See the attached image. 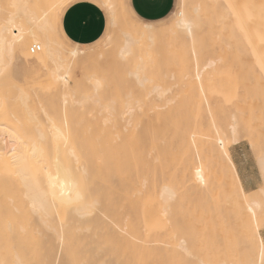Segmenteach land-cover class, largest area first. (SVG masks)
<instances>
[{"label":"bare ground","instance_id":"obj_1","mask_svg":"<svg viewBox=\"0 0 264 264\" xmlns=\"http://www.w3.org/2000/svg\"><path fill=\"white\" fill-rule=\"evenodd\" d=\"M54 1L55 3L39 16L29 7L27 9L16 8L15 11H9L3 15L0 5V28L5 25L6 21L14 20V25L8 27V43L6 44L0 38V85L2 86L0 90V167L13 172V183L15 181L16 185L23 187L24 195H22L26 198L24 201L19 196V192L17 196L11 197L9 206L15 219L6 220L8 221L7 231L4 230L6 231L4 236L7 233L9 239L11 238L10 241L17 240L20 245V247L16 246L17 250L19 251L18 248H21L22 251H25V255L22 253L19 255L14 250L18 255H15L14 264H20L21 261H32L33 254H35L33 264H41L42 261L50 260L53 255L57 259L65 261L66 264H89L90 261L95 260H109L112 264H165L163 258L166 252L169 249L180 251L181 241H185L186 247L192 252L190 243L185 240V235L176 239L178 234L180 236L182 233H186L191 240L192 247L202 249L209 244H216L220 233L226 231L224 228L226 223H229L228 225L233 228H236L235 225L245 227L248 223L255 227V237L261 243V249L255 257L253 256L248 261L245 260L248 264H261L264 259L261 255V250L264 248L262 242L264 241L261 234L258 233L260 229L258 209L261 204L248 198L242 182L238 181L239 186L242 185V190L239 186H237V190L228 186L230 190L225 196L231 203L232 209L240 211L236 218H231L227 206L225 211L220 202L218 207L221 212L217 209V213H215V205L206 198L207 202L203 204L206 212L198 214L194 218L193 227L185 232L183 230L185 225L182 224L184 220L182 211L186 205L184 203L186 199L182 196V190L176 188L181 181L175 178H171L169 183L163 184L162 181L163 185L160 186L161 189L159 188L158 196L154 197L155 185L151 179L154 169H150L156 158H151L150 153L156 145H153L151 149L152 140L137 135L133 128L128 131L122 130L116 116L114 119L101 118L93 122L88 121V124L83 120V112L81 111L80 115L79 108L97 106L96 103L87 101L90 100L91 94H81L84 87L88 86L90 90L94 87L92 83L94 73L91 74L86 68L88 66L86 59L91 48L65 47L56 40L57 38L51 37L52 31L55 32V35L59 34L54 25L61 10L56 6L67 5L71 0ZM102 1L111 5L109 11L112 16V26H116L117 19L120 18L119 13L123 16L126 14L124 13V0H119L118 5V0ZM215 1L216 3L221 2V0ZM222 1V3L225 1L226 7H224L225 9L221 8L223 10L220 11L219 17L226 19V22L222 23L221 20L215 22L212 18L217 24V31H215L221 35V38H216L218 37L216 32L213 33L215 38L201 37L199 43L194 46L195 52L202 55L211 50L220 55L232 57L233 60L225 63V65L231 66L241 65L240 58L242 57L253 58L255 68L264 73V0ZM13 2L17 5L28 6V0H13ZM215 5L217 6V4ZM217 7L219 8V6ZM187 8L181 11L184 13L185 19L194 21L201 15L202 7L198 6L194 13H191ZM55 9H57V14L53 17L52 22L50 16ZM209 20L211 19H207V22ZM228 20L230 21L227 22ZM197 23L189 34L186 30L173 27V25L164 30L157 29L152 33H144L134 22V28L122 30L123 37L116 50L117 59L128 55L129 49L124 38L125 33L131 34L133 40L138 41L135 51L147 54L159 42H165L168 38H177L180 33L185 34L187 39L194 38ZM223 30H225L227 38H223ZM112 33L114 36L116 35L113 30ZM12 41H15L14 45H12ZM65 42L64 40L63 43ZM30 44L31 46H29ZM20 46H22L21 58L16 54ZM32 47L40 49L32 53ZM99 54L101 55V53ZM16 55L19 58H16ZM137 55L141 56L138 53ZM15 58L20 60L23 58L27 66L31 64L46 69V74L50 73L53 79L60 83L58 93L52 96L53 98L59 97L56 99L60 100H50L48 94L35 87H23L19 84L11 89L6 86V74L8 69L14 65ZM215 64L214 61H211L203 67H212ZM76 69L78 70L75 71ZM27 70L32 72L30 69ZM13 80L16 81V79ZM229 82L228 80L227 84ZM231 85L233 86V84ZM230 87L227 88L230 90ZM76 88H79L77 89L79 92L75 91L74 93L73 89L76 90ZM13 91H17V93L12 95ZM33 97L38 100L36 103H33ZM107 105L102 104L104 110ZM104 113L103 115H105ZM78 115L82 118L81 120H79L80 118L75 119V117H79ZM126 120V125L132 122L131 119ZM234 129L235 127L232 128V130ZM225 140L222 138L218 140L217 145L212 149L213 153L216 154L218 145L228 152L225 148L227 147ZM145 152H148V158ZM223 159L227 160L225 156ZM213 170L214 168L201 165L195 168L194 179L196 182L194 184L198 187L197 191L200 189V185L205 184L213 176ZM216 172L219 174V184L226 187L228 177L235 179L234 173L238 170H233L225 164L219 167ZM1 182H4L3 179ZM2 185L5 186V184ZM77 187L90 197L100 200L104 216L107 219L99 215L81 216L76 213L74 206H70L66 201L69 198H75ZM217 194L219 196V192ZM201 195L203 194L201 193ZM207 196L211 198L212 191ZM237 196L242 199H238ZM0 200L2 201L1 198ZM1 212L3 213L2 210L0 214ZM6 217L8 218V216ZM1 219L3 220V218ZM2 220H0L1 223ZM49 228L52 229V235L56 237L57 241L54 252L50 244H46L42 239V236L48 234ZM61 239L63 251L60 248ZM12 245L15 246L14 243ZM101 248L102 252L97 251ZM156 250L157 252L161 250L163 253L160 251L156 254L155 252L154 255ZM253 253L255 252L251 254ZM30 255L31 257H29ZM8 256L6 255V259L9 258ZM194 259L196 260V258ZM198 264H213V262L202 259ZM218 264H234V262L221 260Z\"/></svg>","mask_w":264,"mask_h":264},{"label":"rangeland","instance_id":"obj_2","mask_svg":"<svg viewBox=\"0 0 264 264\" xmlns=\"http://www.w3.org/2000/svg\"><path fill=\"white\" fill-rule=\"evenodd\" d=\"M78 1L83 0H72L66 7H70L72 4ZM87 1L93 2L100 7L102 4L101 0ZM222 2V0L221 2L219 1V3H221L219 4L216 3L215 0H176L175 7L171 15L181 12L182 9H186V7H188L187 10H189L191 13H194L198 6L199 8L202 7V10L200 9L201 15L194 20L195 22L199 21V23L196 22L198 26L196 28L194 38H191L192 40L187 39L185 38V34L180 33L179 37L177 38H168V40L165 42H159V44L156 45L152 51L150 50L152 52L151 54L149 53L150 51L147 54H143L142 51L139 52L136 50L139 55L144 57L146 62L150 63L149 76L155 81L156 85L160 87L161 92L164 93L161 94V92H156L151 97H148L147 94H145L143 98V111H140L139 108H137L136 110L132 111L131 114L124 115L122 108V98L128 91L129 66L126 65L124 61H121L122 59H117L116 50L118 49L123 37L122 30L124 28H134L135 26V21L130 18L126 9L124 12L126 13L124 14L125 16L119 13L120 18L117 19L118 21L116 26H112V30L115 31L116 34L115 40L110 44L107 43L108 45L105 46L104 44L106 43H101V38L94 45H89L91 49L88 51L89 56H87L86 59L88 64L86 68L91 74L94 73V75L104 76L107 80V87L100 93V103H96L97 106L91 105L81 109L79 108V114L81 115V111L83 112L82 118H84L83 120H85L87 124L90 121H97L101 118L114 119L116 116L118 119V125L119 127H122V130L128 131V129L133 128L137 135H142V137L152 140L153 143L151 149L153 148V145H156L154 147L155 149H153L150 153L151 158H156L152 165L153 167L150 169H154V174L151 178L155 185L154 197L158 196L159 188L161 189L160 186L164 183H169L171 178L181 181V183L177 185L176 188L180 189V191L182 190V196L186 199L184 201L186 205L182 211L184 214V220L182 221V224L185 225L182 226L185 232L193 227L194 218L198 214L201 212H206V209L203 207V204L207 202L206 198H208L210 202H213L215 205V213H217V209L220 211V208L218 207L219 202L222 208H225V211L227 206V211L230 213L231 218H236V216H238L240 213V211L232 209L231 203H229V200L225 198L228 191L230 190L228 186H231L230 188H235L237 190V186H239L238 180L233 179V177H228V184L226 186L227 188L224 185L219 184L218 181L219 174L216 172L217 169L225 164L229 166L228 161L223 159L224 150L221 148L222 146L219 147L218 145L216 154L212 151L215 145H217L218 140L220 138L223 140L226 139L225 141L227 142V147L225 148H227L229 156H232V152L234 151L236 144H239V147L242 151H244L246 147L249 152L252 151L254 145L255 152L257 154L259 153L260 149L264 147V73L258 68H255V60H253V58L246 59L242 57L240 58L242 61L241 65H225L226 62H230L233 60V58L220 55L218 52H212L211 50H209V53L198 55L194 49V46L197 45L196 43H199L201 37L205 36V38L208 39L216 37L215 35L213 36V33L217 31V24H215L217 20L219 22L221 20L222 23L226 22V19L219 17L220 11L226 7L225 1L224 3ZM54 3V0H28V7L39 16L44 10H48V8ZM118 3L119 1H117V5ZM11 4H14L13 0H0L1 12L3 15H6V13L9 11H15L16 8L8 7ZM215 4H217L219 8ZM105 12L107 15V11ZM56 14L57 9L51 12L50 18L52 22L54 19L53 17H55ZM108 16L109 15H107V19H109ZM212 18L215 20V22ZM207 19H211L212 21L209 20V22H207ZM163 21H165V19ZM163 21L160 23L161 25L158 26V30H164L166 27L170 28L172 25L164 24ZM229 21L230 20L227 22ZM173 27L176 26L173 25ZM223 32V38H227L225 36V30H223ZM217 36L218 37L216 38H221L219 33H217ZM51 37L53 39L57 38L56 40L63 44V46H69V48H73V45H68L66 42L63 43L64 40L59 36V34L55 35V32L53 31L51 33ZM197 40L198 42H196ZM29 46H31V44ZM158 46L161 48L159 47L158 49ZM62 51L65 53L64 50ZM21 53L22 46L19 47L16 54H18L21 58ZM99 53H101V55ZM18 55H16V58H19ZM21 60L24 61L23 58ZM18 61H20V59H16L14 65L7 71L5 83L6 86L10 87L11 89L15 85L19 84V86L23 85V87H35L41 90V92L48 94L50 96V100L59 98H53L52 96L58 93L60 83L55 81L50 73L46 74V69L31 64L27 66L26 62L24 61L25 68L27 67L26 70L30 69L33 73L25 70L23 75H18L15 72V66L17 64L16 62ZM211 61H214L216 64L212 67H203ZM247 64H249V67ZM247 67L250 69L247 70ZM77 70L78 69L75 71ZM13 79H16V81ZM228 80L231 82V84H233V86L230 84V82L227 84ZM1 87L2 86L0 85V90ZM225 87H230V90L227 88L226 91L224 89ZM77 89L79 88H76V90L73 89V92L75 93V91H78ZM258 90L262 92H259ZM13 92L14 93H12V95L17 93V91ZM92 93L93 89L90 90L88 86L84 87V89L81 91V94L84 95ZM56 100L58 101L60 99ZM113 100L118 104H121V107L118 109V114L109 117L107 112L103 109L102 104L107 105ZM32 101L33 103H36L38 100L33 97ZM87 101L90 103H95L91 100ZM119 112H121L122 116L119 114ZM103 113L105 115H103ZM80 115H78L79 117H75V119L78 120ZM126 119H131L132 122L126 125ZM108 123L113 124L112 122ZM233 127H235L236 130L235 142L232 130ZM146 154L148 158V152ZM253 164H255L254 160L249 165L250 169L252 168ZM200 165L207 168H214V173L205 184H199L200 189L197 191L198 187L194 184L196 182L194 179V170ZM0 174V177H3L2 179L5 182H1L2 179L0 178V198L2 199V201L0 200L2 202H0V207L3 211V213L1 212L0 214V220H2L1 218L4 220H2V223L0 221V261L2 264H14L16 260L15 255H21L20 253L25 255V251H22L21 248H18L20 252L17 250L16 246L20 247V245L16 239H12L10 241L11 238L9 239L7 233L4 236V233L7 231L6 225L8 221L15 219L12 215L9 205L11 203V197L17 196L18 192L19 196H21L24 201H26V198L23 197V187L18 184L16 185L15 181L14 183L16 186L14 185L13 172H11V170L0 167ZM255 175H260L258 165L255 166ZM257 181L259 183V187L254 191H247V195L250 200H256L261 204L260 209H258V215L260 213L258 217L260 228L258 233L261 234L264 241V192L261 191V188L264 187V185L261 184L259 179H257ZM1 183L5 184V186ZM18 186H20L21 189ZM211 191L212 196L209 198L207 194H209ZM217 192H219V196ZM201 193L203 195H201ZM237 198L240 200L242 199L239 196H237ZM2 214L3 216H1ZM6 216H8V218ZM187 219L188 221H186ZM228 224L226 223V225H224L226 231H224V233L222 232V234L220 233V237L217 238L216 244H209L207 247L202 249L197 247L195 248L194 246L192 247L191 240L186 233H182L180 236L178 234L176 239H179V237L182 235L184 237L185 235V240L190 243L193 253L192 255L194 258H196L195 261L197 264L202 259L208 262H213V264H218L221 260L232 261L234 264H245L246 260L248 261V259L253 258V256L255 257L259 252V249H261V243L258 241V238L255 237V227L249 225L248 223V225H245V227L235 225L236 228H233ZM12 243L15 244L14 247ZM9 244L11 245L9 246ZM5 247L6 249H4ZM14 250L17 252V254ZM160 251L161 250H158V252L157 250L154 251V255L155 252L157 254L160 253ZM176 251L178 250L169 249V251L166 252V255H164L163 258L165 264H171L172 261L178 258H184V253H182L181 250L177 253ZM252 252L255 253L251 254ZM6 255L9 257H7L8 259H6ZM31 255L29 257H31ZM34 257L35 254L32 255V261ZM7 260L10 261L7 262ZM247 261L246 264H248Z\"/></svg>","mask_w":264,"mask_h":264},{"label":"snow or ice","instance_id":"obj_3","mask_svg":"<svg viewBox=\"0 0 264 264\" xmlns=\"http://www.w3.org/2000/svg\"><path fill=\"white\" fill-rule=\"evenodd\" d=\"M167 0H143V7L145 14H149L156 10L158 7L165 5ZM66 4L57 5L61 12L66 7ZM8 7L11 8H20L23 7L27 9V5H17L11 4ZM106 11L111 9V5L104 3L101 4ZM128 15L131 17L133 21L139 25V28L142 29L144 33H152L158 29V25L148 23L146 20H141L137 17L131 10L128 9L127 4L124 5ZM112 17L109 15L108 19V28L104 37H102L101 43H111L115 36L112 33ZM164 24H172L177 28L186 30L189 34H191L193 28L196 26L195 21H189L184 18L183 12H177L170 16H168ZM9 25H14V20H8L5 22V25L0 28V38L4 40L7 44V35H8V27ZM22 27V26H21ZM55 30L59 33L60 29V20L59 15L57 16L55 25ZM139 35V32L137 33ZM61 38L63 36L61 34ZM124 38L128 44V55L127 57H123V61L126 65L129 66L128 76V91L126 95L122 98V108L124 111V115L131 114L132 111L139 108L140 111H143V98L145 94L148 97H151L156 92H161V89L158 85H156L155 81L150 78L149 71H150V63L146 62L143 56H137L135 51L138 41L133 40L131 34L125 33ZM15 44V41H12V45ZM11 46V45H10ZM15 71L18 75H23L25 72V65L23 60L17 62L15 66ZM93 87V94L89 96V99L95 103H100V93L107 87V80L102 75H94L92 77ZM161 94H164L161 92ZM121 104H118L116 101H110L109 104L106 106L105 111L107 112L109 117H112L117 114L118 109H120ZM234 135V142L236 137V130H233ZM242 135V134H241ZM223 144V142H221ZM14 154V153H13ZM224 156L227 158L229 167L233 170L239 169L238 172L234 173V178L238 181H247L248 183H253L257 179L260 180L261 184L264 185V147H262L257 154L255 152V146L253 145V149L251 152L247 150L245 147L244 151L238 152L236 156H229L227 151H224ZM255 161L252 168L250 169L249 165L252 161ZM233 161H236L235 163ZM258 165L259 167V176L255 175V166ZM240 190H242V185L239 186ZM261 191L264 192V187L261 188ZM70 206H74V209L78 215L81 216H95L99 215L104 219H107L104 216V209L101 205L99 199L90 197L87 193L83 192L82 190L77 187L75 198H69L66 201ZM251 211V209H249ZM42 239L46 244H50L51 249L55 250L57 245L56 237L52 235V229L49 228L48 234L42 236ZM264 244V242H262ZM60 248L63 251V242L62 239L60 241ZM181 252L184 253L183 259H177L171 262V264H197L195 259L193 258L192 252L188 250L186 247V242L181 241ZM97 251H103V249H98ZM261 255L264 257V248L261 250ZM2 264V262H0ZM20 264H33L32 261H21ZM41 264H66L65 261L59 260L53 255V258L50 260L42 261ZM89 264H112L109 260H95L90 261ZM261 264H264V259H262Z\"/></svg>","mask_w":264,"mask_h":264},{"label":"crops","instance_id":"obj_4","mask_svg":"<svg viewBox=\"0 0 264 264\" xmlns=\"http://www.w3.org/2000/svg\"><path fill=\"white\" fill-rule=\"evenodd\" d=\"M101 2L104 4L102 0ZM175 2L176 0H167L165 5L158 7L149 14L144 12L143 0H125L123 6L127 4L128 9L141 20L161 25L160 23L173 12ZM119 8L121 9L120 6ZM105 11L99 5L87 0L78 1L70 7H65L59 15V35L61 36L62 34L63 39L74 47L89 48V45H94L105 34L108 22L107 15H111L110 11H107V15ZM238 152H242V150L239 144H236L232 156H236ZM237 170L239 171V169ZM241 182L244 189L248 192L254 191L259 187L257 180L253 183Z\"/></svg>","mask_w":264,"mask_h":264},{"label":"built area","instance_id":"obj_5","mask_svg":"<svg viewBox=\"0 0 264 264\" xmlns=\"http://www.w3.org/2000/svg\"><path fill=\"white\" fill-rule=\"evenodd\" d=\"M39 49H40L39 47H32V53L39 51Z\"/></svg>","mask_w":264,"mask_h":264}]
</instances>
